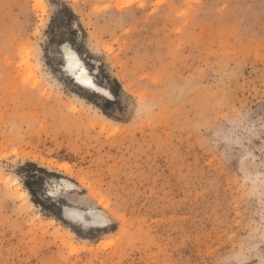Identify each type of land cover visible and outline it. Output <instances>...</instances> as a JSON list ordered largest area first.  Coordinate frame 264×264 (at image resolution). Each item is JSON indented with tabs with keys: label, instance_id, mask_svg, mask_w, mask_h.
I'll list each match as a JSON object with an SVG mask.
<instances>
[{
	"label": "rangeland",
	"instance_id": "374dc122",
	"mask_svg": "<svg viewBox=\"0 0 264 264\" xmlns=\"http://www.w3.org/2000/svg\"><path fill=\"white\" fill-rule=\"evenodd\" d=\"M0 264H264V0H0Z\"/></svg>",
	"mask_w": 264,
	"mask_h": 264
},
{
	"label": "bare ground",
	"instance_id": "6f19581e",
	"mask_svg": "<svg viewBox=\"0 0 264 264\" xmlns=\"http://www.w3.org/2000/svg\"><path fill=\"white\" fill-rule=\"evenodd\" d=\"M63 48H64L63 59L66 62L65 70L70 73V75L74 78L76 83L81 87L97 91L95 90V83L93 82L92 78L86 73L85 68L82 65H80L81 60L78 59L79 58L78 54L68 46H64ZM73 60L76 61L74 62ZM97 92L103 94L102 91H97Z\"/></svg>",
	"mask_w": 264,
	"mask_h": 264
},
{
	"label": "trees",
	"instance_id": "16d2710c",
	"mask_svg": "<svg viewBox=\"0 0 264 264\" xmlns=\"http://www.w3.org/2000/svg\"><path fill=\"white\" fill-rule=\"evenodd\" d=\"M64 15V19L61 18L60 16ZM75 18V14L67 7L64 6L61 10L58 11L57 15L53 18L52 20V24L54 23H61L63 20L64 22H66V24H72L73 23V19ZM74 34V32L72 33ZM62 38H60L59 43L63 44V43H70L73 44L74 40H71L69 38H65V36H61ZM78 51V50H77ZM110 94L115 97V98H119L120 97V90H121V86L120 84L117 82V80H114L111 84V86L108 88ZM108 104H111L112 102L108 101ZM27 166L29 167H36L34 164H28ZM41 171H45L44 169H41ZM27 189L29 190V192L34 195L33 191L30 188V184L29 183H25ZM34 203H36L37 205H40V202L37 200H34Z\"/></svg>",
	"mask_w": 264,
	"mask_h": 264
}]
</instances>
